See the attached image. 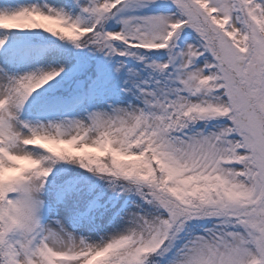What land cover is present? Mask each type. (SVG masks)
I'll list each match as a JSON object with an SVG mask.
<instances>
[{
  "label": "snow or ice",
  "instance_id": "obj_1",
  "mask_svg": "<svg viewBox=\"0 0 264 264\" xmlns=\"http://www.w3.org/2000/svg\"><path fill=\"white\" fill-rule=\"evenodd\" d=\"M171 2L177 14L120 16L118 32L105 31V22L146 6L143 0L78 3L87 23L35 6L0 10L2 30L41 29L108 57L144 60L141 50L167 49L177 65L171 96L146 93L143 108L39 126L21 120L20 112L65 69L3 72L0 264H159L150 257H163L181 240L168 264H264V0ZM185 28L196 42L177 50ZM153 67L163 71L168 64ZM216 118L227 123L215 131L195 129ZM56 161L78 164L113 191L134 192L156 213H128L127 229L98 243L74 237L59 221L56 228L41 224V194ZM194 220L215 223L202 235L182 236Z\"/></svg>",
  "mask_w": 264,
  "mask_h": 264
},
{
  "label": "rangeland",
  "instance_id": "obj_2",
  "mask_svg": "<svg viewBox=\"0 0 264 264\" xmlns=\"http://www.w3.org/2000/svg\"><path fill=\"white\" fill-rule=\"evenodd\" d=\"M88 0H0V10L15 11L22 8L37 7L47 12L49 9L63 11L72 19L80 18L89 22L87 14L81 12L79 5ZM146 6L129 9L109 20L106 31H121L123 25L119 22L120 16H169L177 14L175 5L171 0H143ZM184 38L177 43V50L186 44L196 42V34L188 28ZM0 47V79L3 72L9 75H24L25 73L47 71L52 68L63 67L70 70L76 65L77 57L90 56L94 51L85 50L77 52L70 47L55 46L47 43H30L20 30L7 31L0 29V39H5ZM119 43V42H117ZM142 53V52H141ZM153 52L144 54V60L135 57L113 56L104 54L98 59L99 75L89 85L88 91L68 99L66 96L52 92L42 97L32 95L25 102L20 112V119L33 125H47L49 122L65 124L68 121H86L92 113H110L113 108H129L134 106L143 108L146 93L171 96L169 89L175 87L174 80L177 65L169 62V53ZM86 55V56H85ZM169 62V67L161 71L153 65H163ZM202 62V61H201ZM198 62V63H201ZM227 123L223 118L200 121L195 129L205 132L215 131ZM45 147L53 146L45 141ZM72 148L71 145H68ZM38 155L39 149L32 148ZM27 165L28 162L22 161ZM47 163V161H45ZM56 162L53 169L56 167ZM52 169V170H53ZM71 193L68 200L67 193ZM43 207L40 210V222L45 226L56 228V221L60 222L64 230L77 238H86L89 242L98 243L101 237L108 238L123 232L129 226L128 213L143 210L148 214H155L156 210L146 205L134 192L113 193L107 185H101L93 176H82L73 184H58L48 180L44 192L41 194ZM91 205V206H90ZM139 205V208L137 207ZM215 221H190L188 231L192 234L202 235L211 228ZM183 240L177 241L176 246L163 257L159 256V264H168L173 258L176 248L182 246Z\"/></svg>",
  "mask_w": 264,
  "mask_h": 264
},
{
  "label": "trees",
  "instance_id": "obj_3",
  "mask_svg": "<svg viewBox=\"0 0 264 264\" xmlns=\"http://www.w3.org/2000/svg\"><path fill=\"white\" fill-rule=\"evenodd\" d=\"M115 11V10H114ZM110 20V19H109ZM107 20L104 24V29L106 31V26L109 23ZM45 23H51L45 21ZM56 26V25H52ZM21 33L26 36L27 40L30 43H47L52 44L55 46H65V47H72L76 49L77 52H84L85 50H89V48H76L72 43L68 41H62L58 37L53 36L50 33H47L41 29H27V30H20ZM187 33V30H182L179 34V38L176 41H180V38H184L183 35ZM178 41V42H179ZM81 52V53H82ZM144 54H153V52H161L160 54L167 53V49H160V50H141ZM102 53L93 52L90 56H86L84 58L77 57V63L70 70H65L60 76L56 77L53 81L48 82L40 89H37L33 95L45 97L52 92L59 94L60 96H66L68 99H71L75 96H81L88 91L89 85L91 82L98 77L99 75V64L98 59ZM165 64H168L167 61ZM61 77L64 79L61 80ZM57 81H60L57 84ZM55 150H60L61 148H66L72 151V148H69L68 145H55V147L51 146ZM86 151L92 152L96 155H103L97 149H87ZM56 167L50 173L48 180L54 181L58 184H73L82 176H93L97 178L98 183L101 185H107L105 180H102L98 175H95L89 172L86 169L81 168L78 164H74L69 161H56ZM113 193L120 194L121 191H113ZM151 260L158 261L160 260L158 255H154L150 257Z\"/></svg>",
  "mask_w": 264,
  "mask_h": 264
}]
</instances>
